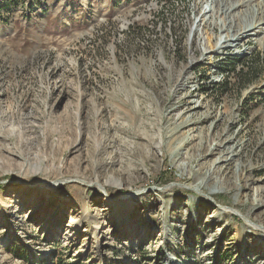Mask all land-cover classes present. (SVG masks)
Returning <instances> with one entry per match:
<instances>
[{
    "label": "rangeland",
    "instance_id": "obj_1",
    "mask_svg": "<svg viewBox=\"0 0 264 264\" xmlns=\"http://www.w3.org/2000/svg\"><path fill=\"white\" fill-rule=\"evenodd\" d=\"M202 6L0 0V264H264V30Z\"/></svg>",
    "mask_w": 264,
    "mask_h": 264
},
{
    "label": "bare ground",
    "instance_id": "obj_2",
    "mask_svg": "<svg viewBox=\"0 0 264 264\" xmlns=\"http://www.w3.org/2000/svg\"><path fill=\"white\" fill-rule=\"evenodd\" d=\"M223 0H203V6H202V10H201V16H203L204 18H209V17H213V15L215 14V10L219 8H222V12L225 13L224 16H226L228 13H231L233 11H236L238 8L242 7L244 4V1L242 2V0H235V2H229L227 6L225 4L222 3ZM248 3H253V0H247ZM245 7L243 10H240L236 16L238 19V23H240L242 26H240V29H238L235 33V35H231L228 39L223 40L220 42V45L218 48H228V47H232V46H236L238 44V42L242 41L245 37L247 38H252V36H255L257 34V32H260L262 29L264 30V0H259V2H257L256 4L251 5L250 7L247 6H243ZM217 10V11H218ZM237 13V12H236ZM235 13V14H236ZM235 16V17H236ZM262 24V26H261ZM260 30V31H259ZM246 39V38H245ZM216 148V147H215ZM231 156L229 157L231 159ZM221 159V158H220ZM228 159V158H227ZM225 159V160H227ZM219 160V159H218ZM215 160V161H218ZM222 161V160H219ZM215 163V162H214ZM214 168H210L207 172H206V176H204V178H208V174L211 170H213ZM205 182V179L201 178V180H199L198 185L196 190H199V186H201L203 183ZM58 183L57 180H52L50 183H46L45 185L48 186V188H52L54 187L56 184ZM210 195L213 193H216L215 189L212 188L210 190ZM264 190H258L256 195H258L259 197H253V206L256 207H260V205H262V200H261V192H263ZM137 196V193L134 194H127L124 196L125 199H128L134 196ZM129 201V199L127 200ZM233 209V208H231ZM94 220H97V218L94 217ZM260 226V225H259ZM262 229H264L263 226H260ZM173 260L170 259L169 260V264L172 262Z\"/></svg>",
    "mask_w": 264,
    "mask_h": 264
},
{
    "label": "trees",
    "instance_id": "obj_3",
    "mask_svg": "<svg viewBox=\"0 0 264 264\" xmlns=\"http://www.w3.org/2000/svg\"><path fill=\"white\" fill-rule=\"evenodd\" d=\"M230 67V68H229ZM228 68H229V70L231 71V72H234V74H235V76H237V80L239 81V82H242V83H248V74H247V71H242V70H237L236 68H235V66H228ZM241 68H242V66H241ZM250 77V76H249ZM239 84V83H238ZM227 85H228V82H226V81H222V83H220V84H218L217 86L218 87H220V90H222V88H225V87H227ZM48 264H64V262H62L60 259H58L57 257H52L51 259H50V262L48 263Z\"/></svg>",
    "mask_w": 264,
    "mask_h": 264
}]
</instances>
